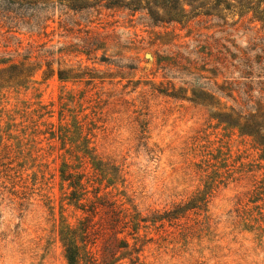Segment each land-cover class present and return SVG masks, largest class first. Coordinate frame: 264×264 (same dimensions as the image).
<instances>
[{"label": "rangeland", "instance_id": "1", "mask_svg": "<svg viewBox=\"0 0 264 264\" xmlns=\"http://www.w3.org/2000/svg\"><path fill=\"white\" fill-rule=\"evenodd\" d=\"M148 1L102 0L79 11L41 4L27 16L49 19L47 30L35 28L33 18L31 25L16 21L0 29V68L25 58L43 67L29 90L0 94V264H67L60 232L84 213L68 204L63 169L86 174L83 182L95 183L90 191L100 187L98 198L135 219V234L118 235L128 241L129 255L115 264H264V198L250 202L264 186L260 152L250 138L218 126L213 109L157 92L161 83L189 90L188 97L218 92L222 77L205 67L206 59L217 62L218 51L229 62L228 71L219 69L235 79L241 76L235 67H244L233 58L260 56L252 78L259 90L264 33L251 30L252 13L239 12L240 0H231L237 13L210 7L209 0ZM190 2L195 14L209 5L210 15L176 22L173 16L184 6L190 11ZM47 63L55 70L82 65L101 78L44 76ZM92 163L102 164L103 177ZM224 173L223 183L207 190L203 211L158 221ZM104 243L98 242V258Z\"/></svg>", "mask_w": 264, "mask_h": 264}, {"label": "trees", "instance_id": "2", "mask_svg": "<svg viewBox=\"0 0 264 264\" xmlns=\"http://www.w3.org/2000/svg\"><path fill=\"white\" fill-rule=\"evenodd\" d=\"M67 1L68 2L64 0H52L50 2H41V0H0V29H4L16 21H18V23L23 22V24L31 25V20L32 18L34 19V16L32 15L28 18L27 14L29 11L35 12L40 10L39 6L41 4L57 3L71 11H79L91 8L93 4L102 0H95L93 2L91 0ZM152 1L156 4L164 5L166 2L169 4H179L178 0H150L147 4ZM199 1L201 2L202 0H193L194 3ZM209 1L211 2L209 4L210 7L237 13L235 11L236 7L231 3L233 2L231 0ZM115 3L116 2H110L111 5ZM133 4L134 3L128 4L127 7L136 10L131 7ZM239 4L243 5L239 12L243 11L246 14L252 13V16L246 21L247 24L252 26L251 30H255L256 34L264 33V0H240ZM202 5V7L210 8L209 5L208 7L206 4ZM187 6L192 7V9L190 11L186 10L184 6L173 16L176 22L182 23L184 21H190L197 16L210 15L205 12L206 8H204V10L202 9L199 14H195L193 11L195 7H193L191 2ZM173 8L174 7H171V9ZM48 20L49 19L43 16H39L34 19L32 24L37 29L47 30L48 25L46 24ZM85 32L89 33L90 31L87 30ZM87 49L81 53L89 55L90 51ZM217 54L219 55L216 59L217 62L206 59L205 67L212 66V70L219 72L218 75L222 77L221 83L219 84V81L216 83L218 92L213 93L209 90L200 94L193 92L192 97H188L189 90L177 88L172 84H168V87L165 88L163 83H161V89H157V92L173 99L186 100L197 106H202L207 110L213 109L214 113L209 115L210 118L214 121H218V126L226 125V130H236L240 136L250 138L253 143V148L260 152V160L264 161V82L259 81L256 83L259 90L253 89L252 86L254 83V80H252L254 72L253 64L260 65L262 59L260 56H256L254 60H251L244 53H242L240 58L237 56L233 58V60H240L239 66L244 67L243 70H239V67H235L236 72L241 75L235 79L234 77L225 76L221 71V69L228 71L227 63L229 62L226 60V54L221 51H218ZM211 55L212 54L209 53V56ZM59 65L58 70H55L52 63H47V70L43 72L44 76H55V74H57L59 79L63 81L86 78L90 80L89 82H94L96 79L101 78L88 69L83 70L82 65H80L78 69L63 68L61 64ZM219 67L221 69H219ZM42 69V66L36 65L26 58L20 62H11L9 65L3 66L0 68V94L3 92L10 93L11 91L18 92L21 89L29 90V88L35 84L36 76ZM248 70L250 72H247ZM253 93H256V95H253ZM224 99H230L234 104L228 105V103L223 102ZM42 110H44V108H42ZM47 114H51V112L44 114L41 118ZM50 126L52 130L51 139H55L56 132L53 131L55 125L52 124ZM82 127L83 126H80V128ZM62 131L63 127H60L58 133H62ZM65 137L66 135L63 134L59 139L65 140ZM225 161L226 160H223V162ZM92 165L96 167L94 170L100 171V176L103 177L105 171L101 170L102 164L92 163ZM225 167L227 166L223 168ZM226 174L227 173L217 174L214 180L210 178L212 182L210 185L209 183L206 184L204 191L199 192L190 202L178 204L173 210L161 216L158 221L172 222L185 218L188 212L193 210L203 211L207 204V190L212 189L215 182H219L220 184L223 183V178ZM85 177L86 174H75L66 169L61 171V180L68 184V189L70 190V194L67 198L69 200L68 204L75 206L84 213V217L76 226L66 224L61 229L60 239L65 249L67 264H97L100 260V264H115L129 255L128 241L125 239H118V235L125 233L129 229L132 230V232L128 234L129 236L135 234V219H130V216L127 215L126 212L124 213V210L116 208V203L108 204L103 201V199L98 198V195L101 193V188H94L90 191L89 189L93 188V184L95 183L91 184L89 180L83 182ZM108 187L109 186H107V188ZM90 193L95 194V196H93L94 200L87 198ZM258 196L264 198V186L255 190L253 195L255 201L250 202L255 203L257 201H262V197ZM141 222H147V220L143 219ZM106 236H109L107 240H105ZM100 240L105 241V246L101 249V258H98L99 250H97V248ZM121 251H124L122 255L120 257L117 256Z\"/></svg>", "mask_w": 264, "mask_h": 264}]
</instances>
